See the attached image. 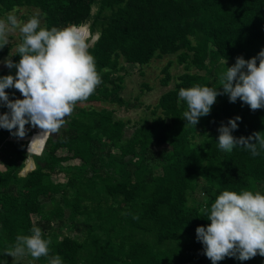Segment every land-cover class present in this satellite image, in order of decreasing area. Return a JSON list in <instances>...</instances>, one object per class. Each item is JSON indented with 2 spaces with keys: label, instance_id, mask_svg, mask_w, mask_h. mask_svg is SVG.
Returning <instances> with one entry per match:
<instances>
[{
  "label": "trees",
  "instance_id": "trees-1",
  "mask_svg": "<svg viewBox=\"0 0 264 264\" xmlns=\"http://www.w3.org/2000/svg\"><path fill=\"white\" fill-rule=\"evenodd\" d=\"M23 7L37 9L48 30L88 24L98 34L88 51L102 83L59 133L44 138L33 169L25 160L39 128L26 124L23 138L0 128V264H48L56 255L63 264H212L195 231L210 223L205 208L224 190L264 195V149L257 144V156L239 145L224 152L218 129L239 117L235 138H264V108L217 95L193 128L178 93L197 84L222 92L220 74L264 49V0H0V19ZM20 42L19 34L0 48V77L15 76L2 62H19ZM168 56L160 83L172 86L129 129L115 117L116 107L138 105L139 95L136 104L122 95L126 65L144 75L152 60ZM174 62L183 67L177 75ZM5 92L23 99L15 88ZM8 111L0 101V114ZM34 226L51 240L49 256L7 255ZM217 264H264V257Z\"/></svg>",
  "mask_w": 264,
  "mask_h": 264
},
{
  "label": "clouds",
  "instance_id": "clouds-1",
  "mask_svg": "<svg viewBox=\"0 0 264 264\" xmlns=\"http://www.w3.org/2000/svg\"><path fill=\"white\" fill-rule=\"evenodd\" d=\"M17 29L21 37L16 47L19 62L13 63L10 58L4 61L8 68L16 69L15 76L0 77V101L9 109L0 114V128L23 138L25 125L30 124L41 130L34 140L43 142L44 138L59 133L66 122L65 117L72 115L78 102L87 101L102 80L95 58L88 51L90 32L86 27L71 25L48 30L40 27L37 16L21 22L14 14H9L6 20L0 19V48L8 45V34ZM220 85L222 92L199 84L179 90V98L187 105L184 120L193 128L200 117L209 114L217 95L227 94L233 103L239 99L251 110L264 108V49L248 60L237 57L235 64L220 74ZM7 88L18 90L23 99L9 100ZM239 119H230L227 126L218 129L219 149L230 153L239 145L253 156L259 155L257 144L264 149L260 132L247 138H235L231 134ZM4 168L0 164V169ZM205 213L210 223L207 227L198 226L195 231L212 264L225 257H236L241 261L257 254L264 257V195L260 192L224 190L210 210L205 208ZM30 232V235H17L15 244L5 253L13 258L25 255L33 259L48 257L51 240L42 238L39 227H32ZM48 264L63 262L56 255Z\"/></svg>",
  "mask_w": 264,
  "mask_h": 264
},
{
  "label": "rangeland",
  "instance_id": "rangeland-1",
  "mask_svg": "<svg viewBox=\"0 0 264 264\" xmlns=\"http://www.w3.org/2000/svg\"><path fill=\"white\" fill-rule=\"evenodd\" d=\"M33 16H37L39 18L40 25L43 24V19L38 16L37 9L23 7L21 8L18 15H16L18 21L21 22H27V20ZM6 18L7 17H3V19L5 20ZM83 26H85L88 29V24H84ZM19 34L20 33L18 29L13 32H10L8 34V42L16 44V42L19 41ZM97 37H98L97 33H95L92 36L90 35L88 41L89 45H92L93 42L97 39ZM169 57L174 58V56H168V57H163L161 59L152 60V62L148 66L144 67V75L140 74L139 72L140 69L138 65H131V64L126 65V68L129 73L128 75H125L124 78V88L122 90V95L125 99H127L131 103H135V97L139 95L137 100L138 105L136 107H125V106L116 107L115 117L123 118L124 120L127 119L130 122L128 128L130 127L131 124L139 121V119H141L142 117L149 116L150 108L156 104L160 94L172 86V83L168 86H162L160 83V78L162 77L161 69L167 63ZM4 64L5 63L3 61L2 65ZM170 71L173 75H177L183 71V67L181 64L174 62V64L170 68ZM142 81L148 83L149 88L144 90L143 92H140V89L142 87L141 86ZM38 131H40V129L37 130V135L34 138L39 136ZM34 138L32 140H34ZM40 144H41V140L37 139L34 140L30 146V150H29L30 154L25 160V163H27L26 165L29 169L34 168V163H33L34 158L32 156V153L37 151ZM20 171H19L20 175L24 174L25 169L22 170L21 173ZM54 179L57 181L60 180L59 176L54 177Z\"/></svg>",
  "mask_w": 264,
  "mask_h": 264
},
{
  "label": "water",
  "instance_id": "water-1",
  "mask_svg": "<svg viewBox=\"0 0 264 264\" xmlns=\"http://www.w3.org/2000/svg\"><path fill=\"white\" fill-rule=\"evenodd\" d=\"M32 138V137H31ZM31 140V139H30ZM29 144H30V142H29ZM29 148V147H28Z\"/></svg>",
  "mask_w": 264,
  "mask_h": 264
},
{
  "label": "bare ground",
  "instance_id": "bare-ground-1",
  "mask_svg": "<svg viewBox=\"0 0 264 264\" xmlns=\"http://www.w3.org/2000/svg\"><path fill=\"white\" fill-rule=\"evenodd\" d=\"M27 164V163H26ZM21 173V172H20Z\"/></svg>",
  "mask_w": 264,
  "mask_h": 264
}]
</instances>
